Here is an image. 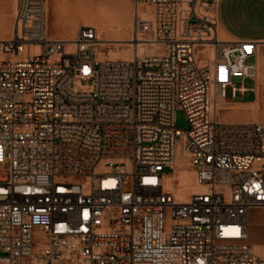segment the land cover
I'll return each mask as SVG.
<instances>
[{"label":"built area","instance_id":"obj_1","mask_svg":"<svg viewBox=\"0 0 264 264\" xmlns=\"http://www.w3.org/2000/svg\"><path fill=\"white\" fill-rule=\"evenodd\" d=\"M133 2L154 50L125 61L97 58L92 27L52 38L46 0H18L0 40V264H264L248 243L264 124L217 111L257 79L256 44L219 41L220 0ZM178 146L201 188L185 202L165 189Z\"/></svg>","mask_w":264,"mask_h":264},{"label":"bare ground","instance_id":"obj_2","mask_svg":"<svg viewBox=\"0 0 264 264\" xmlns=\"http://www.w3.org/2000/svg\"><path fill=\"white\" fill-rule=\"evenodd\" d=\"M17 2L18 0H13L12 2L11 18L14 17ZM46 4H47V29L49 30L48 18L49 16H51L52 20L54 21V25L56 26L54 27L56 30V35L53 36V38H58L60 40H72L75 35L72 34L73 32L71 29L70 30L68 29V31L64 33H60L57 30V26H64L67 24L74 25L78 21H82L83 26L99 27L101 33L107 37L110 29L108 27L109 24H113V23L116 24L117 22L115 21L114 18L107 16L108 11L104 10L102 6L98 7L96 9V12L94 11L91 12L90 11L91 8L88 3V0H46ZM48 10H49V16H48ZM134 17L142 18V20H151V15L149 14L148 10L142 9L141 6H138V9L136 8L134 9ZM65 27L69 28L70 26L69 27L65 26ZM111 27L112 29L114 28V26ZM115 28L117 29L116 33L119 35V37H124L129 34L127 28L122 26L121 24H117ZM10 33H11V27L8 32V35L4 38L5 40L9 37ZM218 39L219 41L225 42V35L220 28L218 29ZM98 42H99V46H106V44H111L113 46H121V45L123 46L125 44L128 47V49L125 51V55L122 57V59L125 61H130L136 56L137 57L149 56L154 50L153 46L148 44L147 41L140 39L136 36L133 38L130 37L125 40L121 39L117 41L98 39ZM205 51H207L210 54V59H212L213 58L212 51L207 48L204 51L200 52L199 54H205ZM108 54L109 56L105 57L100 51L97 50L98 59H104V58H108L110 60L117 59L116 52L111 50ZM201 62L206 63L207 61L201 60ZM260 62L261 61L259 57H257L258 77L260 75L259 74V70L261 67ZM258 83L259 82L257 79V85ZM226 106L227 103L225 102V100L222 97H219L217 99V111L218 112L227 111L228 109L226 108ZM252 122H259V121L257 119H253ZM179 163H181V166L178 168ZM173 169H174V174L171 176H167L165 178L166 181L165 189L169 191L171 194L175 195L179 202H185L188 196L199 192L201 188L196 184L193 177V172L188 169V163L185 159V154L182 151L181 146H178V149L175 152ZM175 181H177L178 184H176ZM257 221H258L257 219H254L251 222H249V226H251L253 232L257 230Z\"/></svg>","mask_w":264,"mask_h":264},{"label":"rangeland","instance_id":"obj_3","mask_svg":"<svg viewBox=\"0 0 264 264\" xmlns=\"http://www.w3.org/2000/svg\"><path fill=\"white\" fill-rule=\"evenodd\" d=\"M13 0H0V40H5L4 38L8 35V32L11 27V33L7 39H9L13 32V18H11V5ZM88 3L91 8V12H96V9L98 7H103L104 10L108 11V17H112L115 19L116 24H109V33L106 36H104L99 27H93L97 32V38L98 39H106L108 41H117V40H125L128 38H133L136 36V32L134 29V9L135 4L133 0H88ZM93 7H92V6ZM47 9V4H46ZM10 14V17L8 16ZM48 16H49V10H48ZM3 19V20H2ZM112 20V19H111ZM3 21V22H2ZM113 21V20H112ZM51 17H49V33L53 36L56 35L55 28L51 25ZM117 24H121L122 26L127 28V31L129 34L124 37H119V35L116 33L117 29L115 26ZM111 26H114L112 29ZM83 27L82 21H78L75 24V27L72 30V34H76L79 28ZM90 27V26H88ZM134 34V35H133ZM106 37V38H105ZM140 39H143L145 41H150L151 37L150 35H141L139 36ZM6 39V40H7ZM58 39V38H54ZM128 49V47L124 44L123 46H113L111 44H106V46H99L97 50L100 51L105 57L109 56V52L112 50L117 53V60H123L122 57L125 55V51ZM198 60H207L206 54H198L197 56ZM248 63H253L254 58L251 57L247 60ZM231 83L233 85L239 86L241 84V78L238 76H233L231 78ZM244 86L249 88L253 86V81L251 80H245L243 81ZM225 98L227 101L230 102H247L249 100H252V95H247L243 98L237 97L236 99H232L231 97V91L230 88L226 89L225 92ZM228 109L227 111L218 112L221 121L222 122H252L253 119H257L259 123H264V89L257 90V99L255 103L244 106L242 108L233 107V106H226ZM237 108V109H236ZM233 109V110H232ZM175 127L181 130H188V123L185 118V115L183 112L178 111L175 114ZM181 166V163H179L178 168ZM7 169V166H5V170ZM175 169V168H174ZM165 172H169V170H166ZM3 171H0V174H2ZM260 215H262L260 210H255ZM260 229L264 232V225L262 221L259 222ZM260 234L257 237H253L251 234V231L249 230L248 234V243L253 247L255 253L261 257L264 260V233H260L257 229V233Z\"/></svg>","mask_w":264,"mask_h":264},{"label":"crops","instance_id":"obj_4","mask_svg":"<svg viewBox=\"0 0 264 264\" xmlns=\"http://www.w3.org/2000/svg\"><path fill=\"white\" fill-rule=\"evenodd\" d=\"M8 16L10 17V14ZM217 18H218L217 28L218 29L220 28L223 31L225 35V42L242 41V42L255 43L256 44V61H257V57H259L261 61L259 77L257 74V79L259 82L258 85H257V79H256L255 81H253L254 83L253 86L249 87L250 89L249 92L243 95L237 94L235 97L231 96L232 99H236L237 97L243 98L247 95H252V100H249L247 102H244V101L230 102V101H227L226 98L224 99L225 102L227 103V106L242 108L244 106H248V105L255 103L257 99V90L264 89V77H263L264 76V0H220L219 6H218ZM75 24L57 26V30L60 33H64L68 31V29L73 30V27H75ZM51 25L53 27H56L54 25L53 20L51 22ZM65 26L67 27L70 26V27L66 28ZM48 27H49V18H48ZM50 36L53 38V35L50 34ZM257 49H258V52H257ZM224 123L245 124V123H254V122H243L242 121V122H224ZM261 124H264V123H261ZM254 219L258 220L257 221L258 231L261 234L264 233L259 227V222L260 220L262 221V215H260L256 211H251L248 215V234L250 230L252 236L257 237L260 234H255L257 233V230L253 232L251 226H249V222H251Z\"/></svg>","mask_w":264,"mask_h":264}]
</instances>
